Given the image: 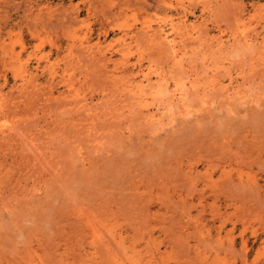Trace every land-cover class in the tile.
<instances>
[{"label": "rangeland", "instance_id": "1", "mask_svg": "<svg viewBox=\"0 0 264 264\" xmlns=\"http://www.w3.org/2000/svg\"><path fill=\"white\" fill-rule=\"evenodd\" d=\"M0 87V264H264V0H0Z\"/></svg>", "mask_w": 264, "mask_h": 264}, {"label": "bare ground", "instance_id": "2", "mask_svg": "<svg viewBox=\"0 0 264 264\" xmlns=\"http://www.w3.org/2000/svg\"><path fill=\"white\" fill-rule=\"evenodd\" d=\"M40 10H41V9H40ZM185 22H186V21H185ZM184 25H185V24H184ZM178 26H179V25H178ZM159 27L161 28L162 25H160ZM198 27H199V26H198ZM238 27H239V26H238ZM172 28H173V29H176L177 27L174 28V26H172ZM179 28H180V27H179ZM192 28H193V27H192ZM239 28H240V27H239ZM146 29H148V31H146V33L148 34L147 37L149 36V37H151L152 39H155V40H156V38H157V37H156V33L154 32V33L150 34V32L152 31V30H151V29H152V26L149 25L148 27H146ZM176 31H177V30H176ZM184 31L186 32V30H184ZM161 32H164V29H162ZM174 32H175V30H174ZM175 33H176V32H175ZM179 34H180V32H179ZM245 34H247V33H245ZM158 35H159V37L161 38V39H160V38L158 37V38H159L158 41H161V40H162L161 43L164 42V41L167 42V40L169 41L170 45H167V47L165 46L166 49L168 48V46H170V47H169L170 49H171V46H172V48H173V45H174V44L172 43V39H171V40L168 39V34H165V37H163L162 34H159V33L157 34V36H158ZM182 35H183V34H182ZM243 37H245V40H246L248 36L243 35ZM176 38H177V37H176ZM208 38H209V37H208ZM235 38H236V37H235ZM248 38H249V37H248ZM165 39H167V40H165ZM251 39H252V37H251ZM155 40H152V41H155ZM243 41H244V40H243ZM250 41H251V40H250ZM82 42H83V41H82ZM244 42H246V41H244ZM244 42H243V43H244ZM246 43H248V42H246ZM85 44H86V43H85ZM256 44H257V43H256ZM95 45H97V44H95ZM95 45L93 46L92 44H91V45L89 44V46H88L89 49H88V50L90 51V54H91V53H94V51L96 50V49H95ZM98 45H100V44L98 43ZM164 45H165V44H164ZM177 45H178V44H177ZM244 46H245V45H244ZM97 47H98V46H97ZM250 47H251V46H250ZM86 48H87V46H86ZM169 48H168V49H169ZM101 49H103V48L98 47V50H99L98 53H99V55H102V56H103V59H104V57L106 56V52H104L105 50L102 51ZM155 49H157V47H156ZM166 49H165V50H166ZM249 49H250V48H249ZM84 50H85V49H84ZM178 50H179V47H178ZM169 52H170V50H169ZM177 52H178V51H177ZM175 53H176V52H175ZM84 54H85V53H84ZM170 55H171V54H170ZM172 55H173V54H172ZM174 57H175V56H174ZM100 58H101V57H100ZM183 58H184V57H183ZM184 59H185V58H184ZM100 60H101V59H100ZM104 61H105V60H104ZM127 61H128V60H127ZM97 62H98V61H97ZM178 64H179V63H178ZM174 65H175V64H174ZM140 70H141V69H140ZM30 71H31V70H30ZM26 72L29 73L28 75H26V76H28V79H27L26 81H28V80H30V81H36L37 78L34 77V75H33L32 72H29V70H27ZM140 74H141V73H140ZM149 74H151V73H149ZM103 75H104V74H103ZM182 75H183V74H182ZM35 76H36V75H35ZM162 77H163V75H162ZM157 78H158V77H157ZM187 78H188V77H187ZM187 78H186V79H187ZM248 78H249V77H248ZM132 79H134V77H132V78H130V79H128V80H132ZM146 79H147V78H146ZM182 79H183V78H182ZM135 80H136V78L134 79V81H135ZM150 80H152V79H150ZM30 81H29V82H30ZM144 81H145V80H144ZM159 81H160V80H159ZM60 82H61V81H60ZM127 82H128V81H127ZM27 83H28V82H27ZM27 83H26V84H27ZM31 83H33V82H31ZM135 83H136V82H135ZM149 83H150V82H149ZM168 83H169V82H168ZM168 83H167V84H168ZM249 83H250V82H249ZM26 84H25V85H26ZM29 84H30V83H29ZM141 84H143V81L141 82ZM164 84H165V83H164ZM164 84H163V83L160 84L159 87H158V89H156V90H153V88H152L153 86H152V87H149V88H151V89H149V90H151V91L148 92V90H145L146 93H144V95H147V96H148V95H151V96H156V95H157V96H158V94H160L159 96H162L161 93L164 91L165 87H167V85L165 86ZM54 85H55V84H54ZM101 85H102V84H101ZM183 85H184V84H183ZM125 86H126V84H125ZM128 86H130V85H128ZM146 86H147V85H146ZM169 86H170V85H169ZM171 87H172V86H171ZM185 87H186V86H185ZM187 87H188V86H187ZM0 88H1V87H0ZM137 88H140V87L137 85ZM169 88H170V87H169ZM179 88H180V87H179ZM213 88H214V87H213ZM25 89H26V88H25ZM122 89H123V88H122ZM133 89H134V85H133ZM170 89L172 90V88H170ZM124 90L126 91V89H124ZM142 90H143V89H142ZM152 90H153V91H152ZM167 90L169 91V89H167ZM171 90L169 91L170 95L172 94V93H171ZM178 90H179V89H177L176 91H178ZM185 90H186V88H185L183 91L185 92ZM0 91H1V89H0ZM71 91H72V90H71ZM132 91H133V90H132ZM137 91H138V90H137ZM2 92H3V91H1V94H3ZM32 93H33V92H32ZM191 93H192V92H191ZM202 93H203V92H202ZM214 93H215V92H214ZM240 93H241V92H240ZM123 94H124V93H123ZM135 94H136V93H135ZM183 94H184V93H183ZM183 94H182V95H183ZM186 94H188V93H186ZM186 94H184V95H186ZM204 94H205V93H204ZM144 95H143V96H144ZM190 95H191V94H190ZM0 96H1V95H0ZM47 96H48V95H47ZM138 96H139V95H138ZM143 96H142V98H143ZM157 96H156V97H157ZM159 96H158V97H159ZM165 96H167V95H165ZM165 96H164V97H165ZM177 96H180V95H177ZM186 96H187V95H186ZM210 96H211V95H210ZM173 97H174V94H173ZM181 97H182V96H181ZM191 97H192V96H191ZM232 97H234V96H232ZM136 98H137V97H136ZM138 98H139V97H138ZM142 98H141V99H142ZM167 98L170 99L171 97H168V96H167ZM182 98H183V97H182ZM184 98H185V96H184ZM230 98H231V97H230ZM4 99H6V98H4ZM149 99H150V98H149ZM74 100H75L74 102H77V101H78V104H79V101H82V102L84 101V99H82V98H81L80 100H76V99H74ZM142 100L144 101V99H142ZM159 100H160V99H159ZM170 100H171V99H170ZM170 100H169V101H170ZM201 100H202V99H201ZM206 100H207V99H206ZM263 100H264V99H263ZM155 101H156V100H154L153 102H155ZM167 101H168V100H167ZM212 101H213V100H212ZM70 102H71V101H70ZM141 102H142V101H141ZM161 102H162V101H161ZM200 102H201V101H200ZM86 103H87V102H86ZM86 103H83V104L81 105V107H84V106L86 107ZM104 103H105V102H104ZM134 103H135V102H134ZM134 103H132V104H134ZM171 103H172V102H171ZM2 104H3V103H2ZM139 104H141V103H139ZM169 104H170V103H169ZM92 105H93V104H92ZM127 105H128V104H127ZM159 105H161V104H159ZM183 105H184V104H183ZM0 106H1V105H0ZM11 106H12V105H11ZM94 106H95V105H94ZM119 106H120V105H119ZM168 106H169V105H168ZM168 106H167V107H168ZM1 107H2V106H1ZM90 107H91V106H90ZM141 107H142V106H141ZM172 107H173V106H172ZM176 107H177V106H176ZM193 107H194V106H193ZM137 108H138V107H137ZM165 108H166V107H165ZM262 108H263V107H262ZM1 109H2V108H1ZM90 109H91V108H90ZM93 109H94V108H93ZM112 109H113V108H112ZM121 109H123V107H122ZM163 109H164V108H163ZM256 109H257V108H256ZM87 110H88V108H87ZM158 110H160V109L158 108ZM172 110H173V109H172ZM242 110H243V109H242ZM245 110H246V109H245ZM12 111H13V110H12ZM68 111H69V110H68ZM94 111H95V110H94ZM101 111H102V110H101ZM145 111H146V110H145ZM165 111H166V110H165ZM168 111H169V110H168ZM190 111H191V110H190ZM239 111H240V110H239ZM248 111H249V110H248ZM78 112H79V111H78ZM110 112H111V111H110ZM158 112H159V111H158ZM171 112H172V111H171ZM187 112H189V111H187ZM187 112H186V113H187ZM69 113H70V112H69ZM80 113H81V112H80ZM149 113H152V112H149ZM166 113H167V112H166ZM1 114H2V113H1ZM152 114H153V113H152ZM169 114H170V113H169ZM2 115H3V114H2ZM107 115H108V113H107ZM118 115H119V114H118ZM143 115H144V114H143ZM145 115H146V114H145ZM145 115H144V116H145ZM147 115H148V113H147ZM158 115H160V114H158ZM167 115H168V114H167ZM171 115H172V114H171ZM93 116H94V115H93ZM148 116H149V115H148ZM160 116H161V115H160ZM141 117H142V116H141ZM146 117H147V116H146ZM146 117H145L144 119H146ZM177 117H178V116H177ZM202 117H203V116H202ZM4 118H5V117H4ZM53 118H54V117H53ZM101 118H102V117H101ZM109 118H110V117H109ZM161 118H162V116H161ZM45 119H46V118H45ZM86 119H87V118H86ZM107 119H108V118H107ZM148 119H149V118H148ZM150 119H151V118H150ZM169 119H171V117H170ZM169 119H168V121H169ZM108 120H109V119H108ZM199 120H200V119H199ZM37 121H38V120H37ZM57 121H58V120H57ZM163 121H164V120H163ZM7 122H8V121H7ZM173 122H174V121H173ZM191 122H192V121H191ZM59 123H60V122H59ZM77 123H78V122H77ZM117 123H118V122H117ZM45 124H46V123H45ZM48 124H49V123H48ZM80 124H81V123H80ZM104 124H105V123H104ZM141 124H142V123H141ZM143 124H144V123H143ZM149 124H150V121H149ZM73 125H74V124H73ZM151 125H154V124H151ZM175 125H176V124H175ZM68 126H69V125H68ZM100 128H101V127H100ZM57 129H58V128H57ZM90 129H91V128H90ZM77 130H79V128H78ZM84 130H85V129H84ZM4 132H5V131H4ZM20 132H21V131H20ZM55 132H56V131H55ZM84 133H85V132H84ZM24 135H25V134H24ZM4 136H5V134H4ZM40 136H41V135H40ZM19 137H20V136H19ZM38 137H39V136H38ZM0 138H1V137H0ZM22 138H23V137H22ZM45 138H46V137H45ZM23 140H24V139H23ZM23 140H22V141H23ZM28 141H29V140H28ZM30 141H31V140H30ZM20 143H21V142H20ZM23 143H24V142H23ZM31 143H32V142H31ZM31 143H30V144H31ZM80 143H81V142H80ZM32 144H33V143H32ZM35 144H36V143H35ZM24 146H25V145H24ZM26 147H28V146H26ZM36 147H37V146H36ZM30 148H31V147H30ZM41 148H42V147H41ZM28 150H31V149H28ZM20 154H21V153H20ZM26 155H27V154H26ZM10 177H11V176H10ZM83 210H84V209H83ZM90 223H91V222H90Z\"/></svg>", "mask_w": 264, "mask_h": 264}]
</instances>
